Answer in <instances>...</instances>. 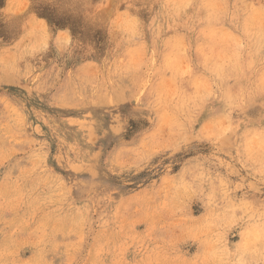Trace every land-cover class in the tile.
Here are the masks:
<instances>
[{
  "label": "clouds",
  "instance_id": "obj_1",
  "mask_svg": "<svg viewBox=\"0 0 264 264\" xmlns=\"http://www.w3.org/2000/svg\"><path fill=\"white\" fill-rule=\"evenodd\" d=\"M31 3L0 90L83 119L0 113V264H264V0Z\"/></svg>",
  "mask_w": 264,
  "mask_h": 264
},
{
  "label": "rangeland",
  "instance_id": "obj_2",
  "mask_svg": "<svg viewBox=\"0 0 264 264\" xmlns=\"http://www.w3.org/2000/svg\"><path fill=\"white\" fill-rule=\"evenodd\" d=\"M28 0H0V8H3L4 12L12 15L14 18V24L21 26L23 28H34L36 26V21L34 16H28V10H26ZM34 6L31 3L29 8L32 9ZM25 12V13H24ZM46 20V23H49V26L54 30L63 28H68L74 37L81 39H89L90 33L87 30L86 26L82 21L66 19L62 23H58L54 20H50L47 16H40ZM7 21L0 19V40L4 45L10 42L11 34L7 28ZM60 33L58 32L57 35ZM99 39V37H97ZM54 57L49 55L45 62L43 63V69L51 68ZM40 69V65H36ZM27 84V81L24 82ZM49 86L48 81H45L41 87L47 89ZM48 92H32L31 96L29 95V90L27 87L22 86L21 83L15 82L9 85H5L3 90H0V113L7 114L10 110H18L21 106L24 108L23 115L28 119L29 123L32 124V127L27 129L30 139L34 140H43L48 139L52 140V129L51 125L54 123H59L66 120L67 126L69 129H73L75 126L79 125L83 117L73 114H66L67 109L53 106L47 103ZM69 139L72 138L73 133H68ZM56 150V145L53 144V152ZM21 155L16 153V157ZM59 170V169H57ZM30 253L25 252L24 255L27 256Z\"/></svg>",
  "mask_w": 264,
  "mask_h": 264
}]
</instances>
